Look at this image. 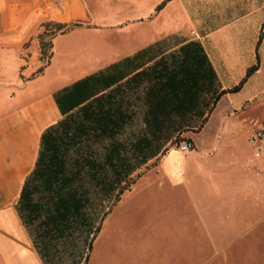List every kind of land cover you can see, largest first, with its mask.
Wrapping results in <instances>:
<instances>
[{"label": "crops", "instance_id": "0c3cea01", "mask_svg": "<svg viewBox=\"0 0 264 264\" xmlns=\"http://www.w3.org/2000/svg\"><path fill=\"white\" fill-rule=\"evenodd\" d=\"M82 1L52 0L51 7L57 9L59 23L78 22L86 26L75 29L80 35L99 33L103 39L111 38L114 42L106 45L103 40L92 48L98 51L95 60L84 68L68 70L55 77L52 60L61 53L68 56L65 53L68 51L57 46L59 40L70 39L78 32L59 33L52 43L51 56L44 64L43 43L31 44L34 50L27 54L23 51H27L26 46L46 19L45 0H0V264H47L24 224L18 205L25 185L38 167L45 135L70 117L79 119L82 108L103 95L104 110L107 109L104 114L123 117L115 140H110L122 145L123 151L125 146L118 138L135 119L131 93L147 87L145 120L151 127L156 119L164 122L161 130L152 127L157 136L164 133L170 122L176 121L183 122V129L193 131L194 149L187 154L175 150L186 159L184 180L188 181L191 171H200L203 167L218 170L216 162L228 146L235 154L237 169L245 175L240 184H234L247 190L252 175H256L253 178L259 184L254 195L246 191L239 198L254 199V209L264 205V159L256 160L253 153L241 156L240 133L232 128L226 130L225 125L226 121L238 117L233 108L221 119L218 131L207 136L211 137L208 146L199 149L201 146L196 145V141L205 138L202 134L217 110L216 98L238 86L222 87V81L232 80L236 74L244 76L258 65L260 69L256 73L263 69L264 0H118V9L114 11L123 17L117 26L110 28L96 25L86 1ZM15 2L21 4L18 15L12 11ZM37 8L43 10L40 15L38 11L33 12ZM78 12L81 13L79 20H73ZM105 29L119 32L107 36ZM130 29L132 37L119 42L118 38ZM49 69H52L51 74L47 72ZM102 73L104 78L116 79L115 83L110 87L104 83V91L91 84L72 94L77 83ZM68 94L72 96L65 100L64 112L59 100ZM207 118L208 122L198 132ZM196 120L201 122L199 127L186 125ZM241 131L246 146L251 148L252 126L248 129L243 126ZM144 138L150 141L143 148L146 152L153 142L148 136ZM139 140L135 142V152L142 151L136 147ZM162 153L137 185L149 179L154 170L164 173L175 168L171 160L174 150L168 148ZM170 181L174 182L172 177ZM127 203V198L120 201L104 220V245L96 246L87 264H179L176 259L160 258L163 249L158 250L157 238L164 237V233L139 232V227L148 228L153 220H138L137 211L123 210ZM198 252L195 250L193 257Z\"/></svg>", "mask_w": 264, "mask_h": 264}, {"label": "rangeland", "instance_id": "374dc122", "mask_svg": "<svg viewBox=\"0 0 264 264\" xmlns=\"http://www.w3.org/2000/svg\"><path fill=\"white\" fill-rule=\"evenodd\" d=\"M78 1L83 2L76 0V2ZM85 1L91 17L96 20V25L101 28L117 26L123 17V14L120 16L114 11V9H118V0ZM45 3L46 6L48 5L45 12L46 19L32 40L33 43L31 42L26 46L27 51H23L24 54H27L26 52L34 50L32 45L37 44V41L41 42V45L43 43L45 45L44 56L42 57L44 64L51 56L54 39L59 35L58 33L55 34L58 31L55 25L60 24L57 9L51 7L52 0H45ZM12 6L13 13L18 15L21 4L15 2ZM35 11H38L37 14L40 15L43 10L37 8L33 10V12ZM79 16L81 13L79 15L78 12L77 16L72 19L78 21ZM76 23L78 22H72L70 25ZM77 30L72 31L78 33L73 34L70 39H60L58 42L57 46L68 51H64L68 53V56L61 53L59 57L52 60L55 64L53 70L55 77L58 74L62 76V73L64 74L68 70L84 68L91 60H95L98 51L92 48L103 40L104 44L114 42L111 38L103 39L99 33H96L98 34L96 36L93 34L80 35V31ZM105 30L107 36L119 32L116 29ZM125 33L126 35H121L122 37L118 38L119 42L124 43L133 35L131 29ZM41 50L42 46L40 47ZM55 51L54 48L53 52L55 53ZM47 72L51 74L52 69ZM245 76L247 74L244 76L236 74L232 80L225 78L221 86L228 88L239 86ZM238 77L241 78L237 81L236 78ZM146 91L147 87H142L136 93H131L135 119L118 138L119 142L125 146L123 157L119 163L117 162L118 165L121 164L119 168L109 170V176H106L105 172L98 175L99 179L103 181V185H97V181L91 178L90 180L93 182H90L89 177L84 175L83 183L86 185H83L82 188L89 201L86 203L82 218L77 221L74 217L71 219L63 239H54L57 234L54 236V234L47 233L48 226L44 223L47 215L35 223L30 222L32 223L30 225L31 233L37 237L39 248L46 257V263L87 264L88 258L96 246L104 245V220L120 201L127 198L128 203L123 210L137 211L138 220L142 222L153 220V224L148 228L139 227V232L164 233V237L157 238L158 250L163 249L160 253L162 260L166 257L167 260L176 259L179 264H196L199 262V264H264V205L260 209H254L256 206L254 199L252 200L250 197L247 199L239 198V195L246 191L247 194H255L259 187L258 182L253 178L256 175H252L247 190L242 185L240 188L238 184L245 175L237 169V162L234 160L235 154L231 148L226 146L227 149L223 151L220 160L216 162L215 167H218V170L212 171L210 167H203L200 171H191L186 182L184 180L186 159L175 150H179V146L185 142H192L193 131L183 129V122L176 121L170 122L164 133L157 136L156 130L154 131L145 120L147 113ZM230 108L234 109L238 117L225 122L226 130L232 128L234 132L240 133V153L241 156L247 157L253 152L252 148L246 146L241 130L243 126L246 129L252 126L254 129L256 124L264 123V66L260 72L248 79L240 92L225 95L221 99L209 125L202 134L205 138L196 141L197 147L201 146L199 149L208 146L211 137L207 136L218 131L221 119L226 116ZM186 125L197 128L201 122L190 121ZM145 136L151 138L152 148L147 149L146 152L143 151L144 149L141 152H135V142ZM113 144V141L110 140L101 141L94 145L92 150L88 148L86 154L105 164ZM168 148L174 150L171 160L175 163V168L170 171L165 170L164 173L160 169L154 170L149 179H144L138 185L135 184L136 186L133 185L131 190L125 191L117 202L119 189L122 185L125 186L128 179L124 177V173L133 170L130 179L143 172L145 173L143 176L148 175L150 171L146 172V169L156 160L157 156H160ZM147 158V164L142 165L143 160ZM253 161L255 162V160ZM170 177H172L173 183L170 181ZM247 183L249 185L248 180ZM40 187L41 193H37V200L46 197L44 198L46 203L49 195L44 194L43 185ZM24 211H26L25 208ZM27 214L24 212L26 219L29 216ZM165 221L167 222L166 226ZM160 222L162 226H160ZM99 227L101 229L97 232ZM202 247H204L203 250ZM195 250L199 252L193 257ZM176 254H179V258H176Z\"/></svg>", "mask_w": 264, "mask_h": 264}, {"label": "trees", "instance_id": "16d2710c", "mask_svg": "<svg viewBox=\"0 0 264 264\" xmlns=\"http://www.w3.org/2000/svg\"><path fill=\"white\" fill-rule=\"evenodd\" d=\"M55 26L58 29L55 34H62L86 27L79 23L74 25L56 24ZM259 69V65L251 68L239 86L233 90L224 91L219 94L215 100V106L224 95L240 92L248 79ZM115 81L116 79L114 78H104V73L95 75L77 83L72 94L76 91L79 92L82 88L88 87L91 84L102 87L101 89L104 91V83H106L107 87H110L111 83H115ZM72 94H68L59 100L64 112H66L63 109L64 102L68 98H71ZM104 100V95L96 98L93 103L84 106L79 112L82 114L81 119L75 120L73 117H70L56 128H52L45 135L44 151L40 157L38 167L24 187L18 209L24 224L30 230L39 254L44 260L46 257L39 248L37 237L31 233L30 225L44 215H47V219L44 222L48 226L47 233L54 234V236L57 234L54 239H63L71 219L74 217L77 221L79 218H82L86 203L89 201L82 188L83 185H86L83 183L84 175L88 176L89 180L90 178L96 180L97 185H103L104 183L99 179L98 175L105 172V175L109 176V170H117L121 165H118L117 162L119 163V160L123 157V146L117 143L112 145L105 164L86 154L88 148L92 150L93 146L101 141L106 139L115 140L117 129L122 124V115L117 117L116 114H104V111L107 110L106 108L104 110ZM208 118L203 121L198 132L208 122ZM152 123V127L154 126L156 130H161L164 122L156 119ZM148 143H150L149 139L144 138L136 143V147L143 149ZM147 162L148 158L143 160L142 165L147 164ZM150 169L151 167H148L146 172ZM132 173L133 170L124 173V177L128 179L125 182V186L122 185L119 189L116 198L117 202L123 193L131 190L132 186L137 183V180L145 174L143 172L137 177L130 179L129 177ZM90 182H93V180H90ZM42 185L44 194L49 195L47 196L46 203L44 200L46 197L38 198L37 200L36 196L38 192L41 193L40 186ZM24 208L26 211H24ZM24 212L28 213L27 216L29 215L27 219L24 216ZM100 229L99 227L97 232Z\"/></svg>", "mask_w": 264, "mask_h": 264}, {"label": "built area", "instance_id": "2783aa9c", "mask_svg": "<svg viewBox=\"0 0 264 264\" xmlns=\"http://www.w3.org/2000/svg\"><path fill=\"white\" fill-rule=\"evenodd\" d=\"M249 143L253 150L254 158L256 160L264 159V123L255 125ZM193 149L194 144L192 142H185L179 146V150L186 154Z\"/></svg>", "mask_w": 264, "mask_h": 264}, {"label": "water", "instance_id": "95a60500", "mask_svg": "<svg viewBox=\"0 0 264 264\" xmlns=\"http://www.w3.org/2000/svg\"><path fill=\"white\" fill-rule=\"evenodd\" d=\"M90 251H91V249H90Z\"/></svg>", "mask_w": 264, "mask_h": 264}]
</instances>
